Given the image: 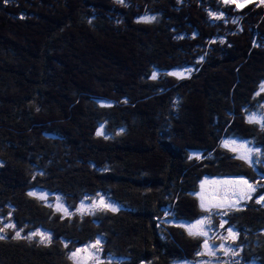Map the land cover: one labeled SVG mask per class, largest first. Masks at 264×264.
<instances>
[{
	"label": "trees",
	"instance_id": "1",
	"mask_svg": "<svg viewBox=\"0 0 264 264\" xmlns=\"http://www.w3.org/2000/svg\"><path fill=\"white\" fill-rule=\"evenodd\" d=\"M262 86L264 2L0 0V264H75L98 240L99 264H264V127L246 122L264 115ZM234 138L258 149L253 165L226 152ZM234 176L262 202L202 210L201 181ZM102 196L120 209L79 213ZM202 217L235 231L240 260H208L168 223Z\"/></svg>",
	"mask_w": 264,
	"mask_h": 264
},
{
	"label": "rangeland",
	"instance_id": "2",
	"mask_svg": "<svg viewBox=\"0 0 264 264\" xmlns=\"http://www.w3.org/2000/svg\"><path fill=\"white\" fill-rule=\"evenodd\" d=\"M223 1L231 5H235L238 8H244L251 3L264 2V0H223ZM170 74L177 79H182L188 77L190 75V71L189 70L173 71ZM115 106L116 104L113 105L108 100H102L99 104H97V107L94 108L95 110H98V107L102 109H109L114 107L113 110L115 112H118V108ZM250 117H255L257 120H260L261 118H264L263 114H259V113L248 114L246 121L247 124L249 123L251 125H257L259 127H262L259 123H250L249 122ZM46 136H48L49 138H53L49 135ZM54 140L55 139H50L49 141L54 142ZM223 145L226 152L229 153L234 152L237 158L242 159L251 165H253L257 161V158L260 154L258 149L255 148L251 143H249L248 141L240 140L239 138L230 139L225 143H223ZM193 155L198 156V153H195ZM254 185L255 184L252 180H249L241 176H234L229 178H205L203 179V181H201L199 186V192L195 196L199 200L200 208L207 212H214L215 214V211H222L226 213L231 211H235V212L243 211L244 209L246 211L247 207L249 206L248 205L249 202L254 203L255 200L259 201L258 203L262 202V199L260 197H258L257 199L256 197H253L256 189ZM30 195L42 201L44 204L53 207L56 211L60 213H63L65 215L71 214L65 201L60 195L48 193L43 188L34 189L30 191ZM118 209H120L118 204L109 200L107 197L102 196L99 198L97 197L94 199L84 201L80 210L81 212L79 211L78 212L80 214H85L86 216H97L100 210L117 211ZM220 221H222L221 218ZM168 223L179 225L183 227L188 233L190 229L194 233L202 232L203 234H196L195 236L202 238L204 243L202 254L205 257H207L208 260L211 259V261H214L216 259H219L220 261L221 259V262L230 263V261L222 260L224 259L223 258L224 255H232L235 252H241L240 248L237 250L234 247V245L237 244L235 231H231L232 235L229 234L227 236L226 235L217 236L216 231H214L215 226L211 218L209 217H202L193 222H174L168 220ZM224 223L225 222L222 221L218 225H220V227H223ZM36 235L39 239L40 238L42 239V237H47V240L49 239L48 233L43 230H39L38 232H36ZM233 236H235V239H233ZM0 237H2L1 234ZM205 242H207V247L205 246ZM100 244L101 241L98 240L94 243H90L73 250L70 253L71 260L75 264H78V262L80 261H84L85 264H99L102 261ZM74 252L77 254L75 258L72 257V254ZM230 259L240 260L239 258H236L235 255H232ZM186 263L187 262H179L178 264H186ZM187 264H191V263H187ZM250 264H256V263L252 262Z\"/></svg>",
	"mask_w": 264,
	"mask_h": 264
},
{
	"label": "snow or ice",
	"instance_id": "3",
	"mask_svg": "<svg viewBox=\"0 0 264 264\" xmlns=\"http://www.w3.org/2000/svg\"><path fill=\"white\" fill-rule=\"evenodd\" d=\"M153 78H155V76ZM262 90H264V86H262ZM249 122L250 123H259L262 127H264V118H261L260 120H257L255 117H250ZM257 202H259V201H257ZM113 210H115V209H113ZM189 233H190V235L203 234L202 232H200V233H194V232L191 231V229L189 230ZM229 234L232 235L231 229H229ZM16 235H17V237H19L20 233L17 232ZM42 239H47V237H42ZM233 239H235V236H233ZM205 246L207 247V242H205ZM76 255L77 254L74 252L72 254V257L75 258ZM94 258H95V256H94ZM78 264H85V262L84 261H80V262H78Z\"/></svg>",
	"mask_w": 264,
	"mask_h": 264
}]
</instances>
